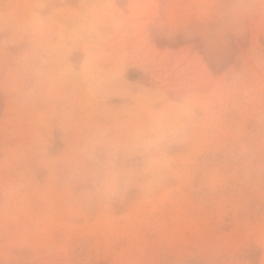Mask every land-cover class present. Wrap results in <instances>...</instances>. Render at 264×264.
Instances as JSON below:
<instances>
[{
	"label": "rangeland",
	"instance_id": "1",
	"mask_svg": "<svg viewBox=\"0 0 264 264\" xmlns=\"http://www.w3.org/2000/svg\"><path fill=\"white\" fill-rule=\"evenodd\" d=\"M0 264H264V0H0Z\"/></svg>",
	"mask_w": 264,
	"mask_h": 264
}]
</instances>
